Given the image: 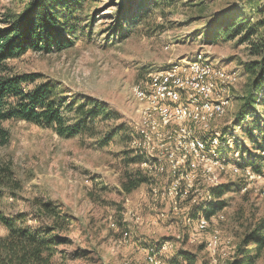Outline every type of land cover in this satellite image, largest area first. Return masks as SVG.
I'll return each mask as SVG.
<instances>
[{"label": "rangeland", "instance_id": "374dc122", "mask_svg": "<svg viewBox=\"0 0 264 264\" xmlns=\"http://www.w3.org/2000/svg\"><path fill=\"white\" fill-rule=\"evenodd\" d=\"M28 1L0 0V19L7 12L21 11ZM120 1L82 0L79 15H87L82 26H89L92 20L87 28L90 32L77 34L68 47L29 49L10 60L19 72L40 74L37 82H48L55 93L75 101V106L86 96L106 105L113 118H97L90 122L92 131L74 137L60 136L54 127L24 120L5 122L11 139L0 146V207L7 213L31 212L41 202L50 201L68 213L73 220L63 234L70 242L58 246V263L160 264L162 260V264H170L168 258L183 249L196 256L193 264H230L245 233L264 217V172L258 175L251 166L236 170L233 162L219 172L195 162L194 179L179 181L188 192L193 191L180 197L169 195L174 181L166 175L168 163L162 161L165 174L126 193L121 184L126 169L145 173L132 150L133 124L138 117L131 89L149 73L192 59L199 52L215 65L238 70L240 80L228 87L231 106L213 128L220 132L221 140L224 129L228 131L226 141L221 142L226 151L220 157L227 162L239 157L233 147L243 138L235 118L250 87L246 64L260 59L254 47L260 43L264 26L256 28L249 40L242 38L249 27L264 23V0H175L154 10L149 23L140 24L125 38L113 32ZM217 21L222 25L244 22L246 30L236 37L226 33L206 39L205 33ZM226 27L231 33V27ZM250 146L245 141L239 148ZM133 156L138 157L137 162L128 165L126 159ZM222 184L229 188L220 198L223 201L215 203L206 228L197 225L203 219L200 214L188 222L193 207L210 199L211 190ZM125 231L130 233L127 241L121 239ZM6 233L0 225V236ZM214 234L220 238L217 247L210 245ZM162 243L160 253L146 257L147 246ZM251 264H264V248Z\"/></svg>", "mask_w": 264, "mask_h": 264}, {"label": "trees", "instance_id": "16d2710c", "mask_svg": "<svg viewBox=\"0 0 264 264\" xmlns=\"http://www.w3.org/2000/svg\"><path fill=\"white\" fill-rule=\"evenodd\" d=\"M173 1L175 0H121L114 34L119 38L128 37V33L136 31L140 24L149 23L151 14L156 12L154 10L170 5ZM81 4L82 0H29L21 11L7 12L0 19V146L10 142L11 132L5 122L11 119L24 120L40 127H54L58 135L74 137L92 131L90 122L97 118L101 121L113 118L106 105L84 96L82 103L75 106V101L70 102L66 97L55 93L48 82H37L40 74L19 72L10 61L22 56L29 49H62L72 45L77 34L85 36L92 20L89 26H82L85 21L83 18L87 15L83 18L79 15L82 12ZM229 21L225 25L218 21L213 23L212 30L205 33V38L214 40L220 35L225 37L226 33L231 38L246 30L244 22ZM226 26L231 27V33L227 32L229 27ZM255 26L257 27H249L243 41L249 40L255 34L256 28L264 26V23H256ZM254 48L260 59L246 64L251 74L250 87L235 118L241 128L243 141H236V146L233 147L235 152H239V157L228 161L237 166H251L254 171L263 173L264 34L261 35L259 45ZM227 132L224 129L222 133L224 142ZM110 138L108 135L107 140ZM245 141H250L251 146L240 149ZM132 150L134 151L133 148ZM227 150H231L229 146ZM224 151L226 149L222 145L220 152ZM137 160L138 157L133 156L127 158L126 162L129 165ZM4 170L12 174L10 167ZM147 175V171L144 173L141 169L128 167L121 183L123 190L130 193L142 184L152 182V176ZM227 188L229 185L222 184L212 189L210 199H205L193 207L194 216L200 214L208 217L214 211L215 203L223 201L220 198ZM2 197L3 193L0 191V203ZM72 220L68 213L50 201L41 202L31 212L7 213L0 207V225L7 230L5 235L0 236V264H63L56 261L55 255L61 253L58 251L60 244L70 242L63 233L69 231ZM118 225H122L121 220H118ZM263 248L264 217L245 233L230 264H251L254 256ZM182 260L193 264L196 256L181 249L168 258L170 264H180Z\"/></svg>", "mask_w": 264, "mask_h": 264}, {"label": "bare ground", "instance_id": "6f19581e", "mask_svg": "<svg viewBox=\"0 0 264 264\" xmlns=\"http://www.w3.org/2000/svg\"><path fill=\"white\" fill-rule=\"evenodd\" d=\"M240 77L238 70L215 65L199 52L192 59L151 72L144 82L133 85L132 99L138 117L132 130L133 149L140 157L139 163L153 179L160 173L165 174L162 161L168 163L166 175L174 181L169 195L184 197L193 191L191 188L188 192L186 185L179 181L194 179L195 162L217 168L219 172L232 164L220 157L221 135L213 128V123L231 106L228 87L236 84ZM194 78L198 81L195 89L192 88ZM212 89L210 97L198 95ZM165 94H171V99H166ZM162 105L168 108L166 113ZM195 146L199 148V155H203L200 159L196 158ZM233 165L236 170L250 167ZM214 212L208 217L203 216L199 221L200 228H206L207 220ZM199 217L192 213L188 222ZM129 238L128 231L121 236L123 241ZM219 241V235L214 234L210 245L217 247ZM164 243L160 247L147 246L145 250L153 251L151 256H154L161 252Z\"/></svg>", "mask_w": 264, "mask_h": 264}, {"label": "built area", "instance_id": "2783aa9c", "mask_svg": "<svg viewBox=\"0 0 264 264\" xmlns=\"http://www.w3.org/2000/svg\"><path fill=\"white\" fill-rule=\"evenodd\" d=\"M197 84H198V81H196V78H194L192 88L195 89V85H197ZM212 92H213V89L212 90H206L204 93H198V95H203V96H205V98H207V97H210L211 96V93ZM165 96H166V99H171V94H165ZM162 109H163L164 113H166V109H168V108H166L165 105H162ZM187 116H188V113H187ZM195 152H196V158L197 159H200V157H203V155H199V148H196V146H195ZM208 158L210 159V157H208ZM179 159L184 160L182 157H179ZM197 225H199V224L197 223ZM152 252L153 251H149L148 250L146 257H151ZM160 264H162V260L160 261Z\"/></svg>", "mask_w": 264, "mask_h": 264}]
</instances>
